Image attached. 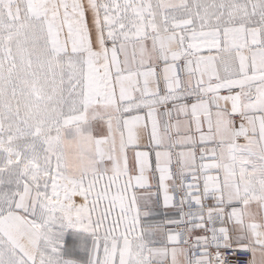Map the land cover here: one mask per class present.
I'll return each mask as SVG.
<instances>
[{"label": "crops", "instance_id": "0c3cea01", "mask_svg": "<svg viewBox=\"0 0 264 264\" xmlns=\"http://www.w3.org/2000/svg\"><path fill=\"white\" fill-rule=\"evenodd\" d=\"M98 36L83 54L81 114L70 119L61 138L67 178L80 182L95 174L126 171L131 146L143 144L148 129L142 118L130 115L135 105L125 101L134 94L137 75L152 81L155 90L160 73L163 84L174 82L182 88L181 95L197 100L178 104L176 119L167 128L160 116L162 128L155 137L161 144L159 167L173 175L171 151L176 150L184 174H191L194 182L205 176L208 192L223 202L210 211L224 213L256 264H264V28L238 24L178 30L109 45L103 33ZM224 88L230 89L227 95L221 92ZM234 118L239 120L236 126ZM141 159V182L147 183V159ZM131 204L133 225L119 230L124 237L109 238V264L117 256L120 264H188L183 244L152 246L153 241L163 245L171 229L163 222L143 224L141 217L147 212L140 193H132ZM88 216L89 212H77L71 229L87 231ZM7 220L39 225L20 213L2 219ZM22 228L5 231L0 225V233L10 240ZM10 243L20 251L12 239ZM200 261L211 264L207 256Z\"/></svg>", "mask_w": 264, "mask_h": 264}, {"label": "rangeland", "instance_id": "374dc122", "mask_svg": "<svg viewBox=\"0 0 264 264\" xmlns=\"http://www.w3.org/2000/svg\"><path fill=\"white\" fill-rule=\"evenodd\" d=\"M64 4L65 0H0V225L5 231L23 227L20 234L10 236L20 251L0 233V264L84 262L73 246V233L80 231L71 229V217L89 212L82 199L84 189L77 190V185L99 174L80 182L69 180L61 138L70 119L81 114L83 54L89 41L82 17L76 27L83 36L68 38L72 22L66 19ZM76 4L81 12L93 10L106 30L107 45L178 30L238 24L264 28V0H76ZM126 195L119 199L130 215L121 217L109 238L124 237L119 230L133 225ZM15 213L38 227L2 221Z\"/></svg>", "mask_w": 264, "mask_h": 264}, {"label": "snow or ice", "instance_id": "6c2138e0", "mask_svg": "<svg viewBox=\"0 0 264 264\" xmlns=\"http://www.w3.org/2000/svg\"><path fill=\"white\" fill-rule=\"evenodd\" d=\"M64 9L66 19L72 22L68 28L69 39L75 41L83 36L76 27L81 17L89 42L99 39L98 29L105 33L106 30L98 25L92 9L83 8L81 12L76 0H65ZM229 90L224 88L221 92L227 95ZM181 92L182 88L175 87L174 82L165 81L161 84L159 80L155 82L153 90L152 81L137 75L134 94L125 102L135 105L130 109V115L143 119L148 137L143 144L131 146L126 171L115 175H97L77 185V190L84 189L82 199L87 201L89 210V216L84 221L88 225L87 231L73 233V246L84 264H109L106 259L110 247L108 238L119 226L121 217L130 215L119 197L127 194L130 207L132 193H140L144 200L143 210L147 215L141 217L143 224L163 222L171 229L166 233L163 245L153 241L152 246H171L175 242L191 243L193 260L207 256L209 261L215 259L216 264H256L255 258L249 259L254 257L252 250L244 246V240L237 238L228 217L222 212L210 211L221 208L223 202L211 191L205 194L203 181L194 182L192 177L184 176L176 184L174 181H177V177L164 174L158 165L161 144L155 141V137L162 128L161 113L153 112V109L156 106L164 107L163 115L167 117L178 104L194 102L193 98L181 95ZM142 157L147 159L150 174L147 183L141 182ZM173 171L170 166L169 172ZM101 182L104 187H100ZM129 189L132 190L131 193ZM68 242L66 239L65 243ZM111 264H120L119 256ZM199 264H208V261H200Z\"/></svg>", "mask_w": 264, "mask_h": 264}, {"label": "built area", "instance_id": "2783aa9c", "mask_svg": "<svg viewBox=\"0 0 264 264\" xmlns=\"http://www.w3.org/2000/svg\"><path fill=\"white\" fill-rule=\"evenodd\" d=\"M158 79L159 81L161 82V84H163V79L162 77L160 76V73H158ZM191 98H193L194 102H196L197 98L194 97V96H189ZM194 102H189V103H185L187 105L189 104H192ZM159 111L161 113V120H162V124L164 126V128H167L169 126V123L173 120L176 119V109L173 111L172 114H170L169 116L165 117L163 115V113L165 112V109L164 107L160 106L159 108ZM239 120L238 118H234L233 119V125L236 126L238 124ZM171 157L173 158V163L171 165V168L174 169L173 171V175H175L177 177V181H174V183L178 184L179 183V180L180 178L184 177V176H190L193 178V176L191 174H184L182 172V169H181V166L179 164V160H178V152L176 150H172L171 151ZM200 181H203V186H204V192L205 194L208 193V184H207V180L205 178V176L201 175L200 177ZM193 181H194V178H193ZM227 210H229V208H227ZM183 245L187 248L188 250V264H190V261H192V264H198V260L200 257H196L195 260H193V257H192V245L191 243H183ZM250 260H253V257H250L249 258ZM211 264H216V261L215 259H211Z\"/></svg>", "mask_w": 264, "mask_h": 264}]
</instances>
